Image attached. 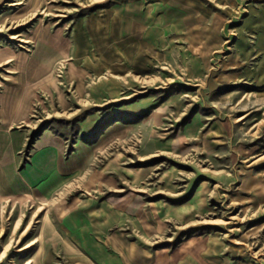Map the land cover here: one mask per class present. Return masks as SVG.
<instances>
[{
    "label": "rangeland",
    "instance_id": "1",
    "mask_svg": "<svg viewBox=\"0 0 264 264\" xmlns=\"http://www.w3.org/2000/svg\"><path fill=\"white\" fill-rule=\"evenodd\" d=\"M263 6L0 0V165L22 171L49 138L92 153L53 202L0 199V264H80L62 241L106 206L103 235L139 263L264 264ZM107 242L82 254L119 258Z\"/></svg>",
    "mask_w": 264,
    "mask_h": 264
},
{
    "label": "crops",
    "instance_id": "2",
    "mask_svg": "<svg viewBox=\"0 0 264 264\" xmlns=\"http://www.w3.org/2000/svg\"><path fill=\"white\" fill-rule=\"evenodd\" d=\"M257 37L264 38V6L257 8ZM91 125H88L87 129H90ZM100 138L93 144L96 145ZM90 147V146H88ZM64 143L61 140H55L54 138L47 139L39 153L35 154L31 162L26 168L20 172L13 173L6 169L5 162H1L0 165V199H3L7 194L14 195L18 199H30L33 201L42 200L44 202H53L55 195L60 192L64 186H66L73 176L80 177L84 183H86V165L91 157V148L86 146H80L78 144L77 150L71 154L70 158L64 156ZM103 172H97L93 174V178H90L89 184H100L101 176ZM9 175V176H7ZM9 177V178H7ZM14 182V184H11ZM26 197V198H25ZM64 198H59L56 202H64ZM94 213V211H93ZM118 212L114 207H102L94 214H87L86 216L78 215L75 217L76 223H82V231L78 236L67 237L68 239L62 241V249L65 254L71 256H78V263L80 264H103L102 262L95 261L90 262L86 258V252L82 254L81 247L85 244L88 248L91 246V240L106 239L108 238V244L113 245L120 252L119 258L112 253H105L104 264H165L163 261L159 262L153 260L150 262L146 260L144 263H139L137 259V253H135V247L133 244L128 243L124 238L118 236L106 237L103 234L106 233L110 226L116 220ZM96 224L97 226H95ZM98 229H97V228ZM64 238V237H63ZM93 244V243H92ZM100 242V251L106 248L105 244ZM96 243L94 244V246ZM85 248V247H84ZM93 250V247H90ZM95 248L94 254H97ZM162 258V257H159ZM92 259V258H91ZM90 259V260H91ZM102 258H100L101 260ZM148 259V258H147ZM163 259V258H162ZM169 264V263H167ZM175 264V262H171Z\"/></svg>",
    "mask_w": 264,
    "mask_h": 264
},
{
    "label": "bare ground",
    "instance_id": "3",
    "mask_svg": "<svg viewBox=\"0 0 264 264\" xmlns=\"http://www.w3.org/2000/svg\"><path fill=\"white\" fill-rule=\"evenodd\" d=\"M27 248V247H26Z\"/></svg>",
    "mask_w": 264,
    "mask_h": 264
}]
</instances>
